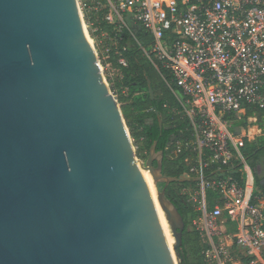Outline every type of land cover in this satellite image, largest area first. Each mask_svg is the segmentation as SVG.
<instances>
[{
    "label": "water",
    "instance_id": "95a60500",
    "mask_svg": "<svg viewBox=\"0 0 264 264\" xmlns=\"http://www.w3.org/2000/svg\"><path fill=\"white\" fill-rule=\"evenodd\" d=\"M157 144L142 168L77 0H0V264H178L166 187L206 176Z\"/></svg>",
    "mask_w": 264,
    "mask_h": 264
},
{
    "label": "built area",
    "instance_id": "2783aa9c",
    "mask_svg": "<svg viewBox=\"0 0 264 264\" xmlns=\"http://www.w3.org/2000/svg\"><path fill=\"white\" fill-rule=\"evenodd\" d=\"M77 2L106 80L124 78L126 53L137 48L174 89L195 137L193 171L240 160L242 184L204 179L189 196L208 263L264 264V192L240 149L250 125L236 126L264 111V0ZM209 191L219 195L212 208Z\"/></svg>",
    "mask_w": 264,
    "mask_h": 264
},
{
    "label": "trees",
    "instance_id": "16d2710c",
    "mask_svg": "<svg viewBox=\"0 0 264 264\" xmlns=\"http://www.w3.org/2000/svg\"><path fill=\"white\" fill-rule=\"evenodd\" d=\"M143 36L144 33L140 32ZM143 38V37H142ZM128 66L121 69L124 78L110 80V87L121 108L132 138L138 146L137 156L147 159L150 147L155 141L157 151H164L163 173L180 176L189 173L204 175L206 179L235 177L241 184L243 175L240 160L230 164L212 163L197 173L198 154L194 150V133L188 118L182 112L181 104L174 89L167 85L161 74L143 57L139 49L132 48L126 53ZM116 62V61H115ZM149 80L157 96L152 99ZM253 107L249 111L253 112ZM255 111V110H254ZM250 113V114H251ZM162 120V124H160ZM247 118L236 126H249ZM257 124L263 132L254 140L245 138L241 153L253 170L256 189L264 192V111L258 110ZM198 182H172L166 187V194L179 209L185 220L183 244L174 248L178 264H209L204 254L205 243L194 221L198 216L195 204L184 193V189ZM165 186L160 184V188ZM209 191L208 197L215 196Z\"/></svg>",
    "mask_w": 264,
    "mask_h": 264
},
{
    "label": "rangeland",
    "instance_id": "374dc122",
    "mask_svg": "<svg viewBox=\"0 0 264 264\" xmlns=\"http://www.w3.org/2000/svg\"><path fill=\"white\" fill-rule=\"evenodd\" d=\"M107 80L110 82V80L108 79V77H107ZM109 85H111V83H109ZM115 96V95H114ZM116 97V96H115ZM119 105L121 106V103H119ZM255 121V122H254ZM249 128H248V135H249V138L251 139V140H254V138H255V136H256V134H258V133H260V129L258 130V125L259 124H257V121L256 120H250L249 121ZM258 126V127H257ZM131 138H132V136H131ZM132 142H133V144H134V147H135V149H136V154H137V152H138V146L136 145V143H135V140L132 138ZM138 159H139V161H140V166L143 168L144 167V163H145V161H146V159H141L140 157H138ZM198 189H200L199 188V183H197L196 185H191V186H188V187H186L185 189H184V193L186 194V195H188V196H190V194H192V193H194V191L195 190H198ZM208 199V206L210 207V208H212L213 206H214V202L217 200V199H219V195L216 193L215 194V196L214 197H212V198H209V197H207ZM162 222V221H161ZM163 224V223H162ZM164 226V225H163ZM226 228H227V230L229 231V233H233L234 231H235V229H236V225L235 224H230V223H226Z\"/></svg>",
    "mask_w": 264,
    "mask_h": 264
},
{
    "label": "bare ground",
    "instance_id": "6f19581e",
    "mask_svg": "<svg viewBox=\"0 0 264 264\" xmlns=\"http://www.w3.org/2000/svg\"><path fill=\"white\" fill-rule=\"evenodd\" d=\"M141 176H142V179H143L144 182H145V171H144L143 169H141ZM145 183H146V182H145ZM149 192H150V195H151V197H152V199H153V202H154V205H155V207H156V210H157V212H158V214H159V216H160V219H161V221H162V223H163V225H164V229H165L166 234H167V236H168V240H169L170 244H172L173 241H174V239H173L172 235L170 234V230H169L168 224H167V222H166V220H165V218H164L163 212H162V210H161L159 204L157 203L156 199H155V198L153 197V195L151 194V190H150V189H149Z\"/></svg>",
    "mask_w": 264,
    "mask_h": 264
},
{
    "label": "flooded vegetation",
    "instance_id": "af4514ba",
    "mask_svg": "<svg viewBox=\"0 0 264 264\" xmlns=\"http://www.w3.org/2000/svg\"><path fill=\"white\" fill-rule=\"evenodd\" d=\"M149 82H151L150 80H149ZM154 91V90H153ZM152 95V99L154 100L155 99V97L157 96V94H156V92H153V94H151Z\"/></svg>",
    "mask_w": 264,
    "mask_h": 264
},
{
    "label": "crops",
    "instance_id": "0c3cea01",
    "mask_svg": "<svg viewBox=\"0 0 264 264\" xmlns=\"http://www.w3.org/2000/svg\"><path fill=\"white\" fill-rule=\"evenodd\" d=\"M261 134V133H260Z\"/></svg>",
    "mask_w": 264,
    "mask_h": 264
}]
</instances>
